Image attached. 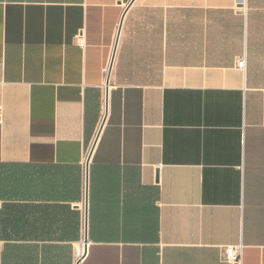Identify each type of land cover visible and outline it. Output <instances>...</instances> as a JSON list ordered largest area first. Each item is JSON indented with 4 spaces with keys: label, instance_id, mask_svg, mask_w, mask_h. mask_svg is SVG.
Listing matches in <instances>:
<instances>
[{
    "label": "crops",
    "instance_id": "obj_1",
    "mask_svg": "<svg viewBox=\"0 0 264 264\" xmlns=\"http://www.w3.org/2000/svg\"><path fill=\"white\" fill-rule=\"evenodd\" d=\"M132 1L0 0V264H264V0Z\"/></svg>",
    "mask_w": 264,
    "mask_h": 264
},
{
    "label": "trees",
    "instance_id": "obj_2",
    "mask_svg": "<svg viewBox=\"0 0 264 264\" xmlns=\"http://www.w3.org/2000/svg\"><path fill=\"white\" fill-rule=\"evenodd\" d=\"M1 229V228H0ZM13 231H18L24 242L6 244L4 264H43V257L45 256L44 264H49L48 261L52 258L53 251L57 248L54 245H45L35 242H30L28 239L32 238V228H10ZM9 229V230H10ZM30 232V234H28ZM44 245V246H43Z\"/></svg>",
    "mask_w": 264,
    "mask_h": 264
},
{
    "label": "built area",
    "instance_id": "obj_3",
    "mask_svg": "<svg viewBox=\"0 0 264 264\" xmlns=\"http://www.w3.org/2000/svg\"><path fill=\"white\" fill-rule=\"evenodd\" d=\"M76 42L80 46H85L83 32L79 34L76 38ZM239 68L245 69L246 67V58H243L238 63ZM222 260L228 264H242L243 263V246L237 247H228L225 250Z\"/></svg>",
    "mask_w": 264,
    "mask_h": 264
},
{
    "label": "rangeland",
    "instance_id": "obj_4",
    "mask_svg": "<svg viewBox=\"0 0 264 264\" xmlns=\"http://www.w3.org/2000/svg\"><path fill=\"white\" fill-rule=\"evenodd\" d=\"M82 242L83 241L80 240V242L75 245V249H76V261H78L79 259L82 258V255L81 254H82L83 248H85V245ZM79 254H80V256H79Z\"/></svg>",
    "mask_w": 264,
    "mask_h": 264
},
{
    "label": "water",
    "instance_id": "obj_5",
    "mask_svg": "<svg viewBox=\"0 0 264 264\" xmlns=\"http://www.w3.org/2000/svg\"><path fill=\"white\" fill-rule=\"evenodd\" d=\"M134 1H135V0H133V1L129 4V6H128L129 8L133 5ZM107 85H109V82L107 83ZM86 243H87V247H86V251H85L84 257H83L82 259L78 260V261H77V264H81V263H82L83 259L85 258L86 254H87V252H88V242L86 241Z\"/></svg>",
    "mask_w": 264,
    "mask_h": 264
},
{
    "label": "bare ground",
    "instance_id": "obj_6",
    "mask_svg": "<svg viewBox=\"0 0 264 264\" xmlns=\"http://www.w3.org/2000/svg\"><path fill=\"white\" fill-rule=\"evenodd\" d=\"M84 245H85V248H83V251H82V254H81V255H82V258L84 257V254H85V251H86L87 243H84ZM82 258H81V259H82Z\"/></svg>",
    "mask_w": 264,
    "mask_h": 264
}]
</instances>
